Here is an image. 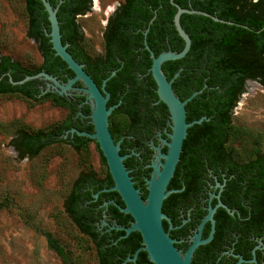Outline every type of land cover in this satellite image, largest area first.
Masks as SVG:
<instances>
[{
  "label": "trees",
  "instance_id": "1",
  "mask_svg": "<svg viewBox=\"0 0 264 264\" xmlns=\"http://www.w3.org/2000/svg\"><path fill=\"white\" fill-rule=\"evenodd\" d=\"M29 22V34L39 44L42 63L36 69H29L8 55L0 58V94H13L33 102L51 99L55 104L68 109L67 117L48 129L36 131L19 130L13 139L16 150L22 156H37L43 149L53 144L65 143L76 151L95 143L102 162L106 164L98 142L85 135L68 132L71 128L94 132L91 122V106L86 95L73 91L72 95L56 92L41 94L43 81L30 80L23 84H13L26 75L46 71L63 82L74 77V71L55 53L50 36L49 14L42 0H24ZM56 7L60 22L62 41L74 58L85 64L86 71L101 86L103 79L112 70L116 74L107 81L106 88L111 93L109 105L122 103L114 109L118 112H140L149 108V101L158 99L157 83L152 75L153 58L148 44L156 55L163 51H181L184 39L174 25L177 6L171 0H123L111 17L106 31L107 52L104 57L92 58L82 47L79 37L77 16L90 10L91 0H49ZM185 8L209 12L221 22L202 14L184 13L181 23L192 38V46L186 56L163 63V70L176 94L186 99L195 91L199 93L187 103L189 121L206 117L201 123L189 127L184 142L183 160L194 150L195 135L201 134L200 141L207 145H222L224 158L235 159L227 149L232 129V111L243 93L248 79L264 85V0H175ZM147 42V43H146ZM179 75L175 77L176 73ZM141 74V75H140ZM83 86V84L81 85ZM161 103L165 104L163 101ZM111 115V118L113 116ZM199 141V142H200ZM207 159H220L216 148L204 152ZM262 160V153L257 154ZM109 176L110 173L108 172ZM94 172L83 171L72 183L64 201V209L77 228L92 241L98 264H155L143 246V236L135 230L126 235L124 229L97 230L93 224L101 213L97 204L104 202L102 192L98 199L94 194L104 184L91 183ZM90 183V184H89ZM116 201L124 205L119 192ZM170 199L167 198L165 203ZM2 204V203H1ZM106 207V203H104ZM120 225L130 226L134 221L130 213L125 214L111 202ZM49 247L57 253L63 264H76L72 254L51 232H45ZM141 248V249H140ZM135 260L130 258L135 256Z\"/></svg>",
  "mask_w": 264,
  "mask_h": 264
},
{
  "label": "rangeland",
  "instance_id": "2",
  "mask_svg": "<svg viewBox=\"0 0 264 264\" xmlns=\"http://www.w3.org/2000/svg\"><path fill=\"white\" fill-rule=\"evenodd\" d=\"M122 0H92V8L77 20L85 46L94 55L104 50L105 22ZM24 0H0V58L10 56L29 69L42 63L38 42L29 34ZM68 109L51 99L38 102L0 94V264H63L47 242L56 236L76 264H98L95 247L64 209L73 181L83 172L103 175L106 165L90 143L82 151L65 143L53 144L37 156H22L13 139L19 130L48 129L67 117ZM115 124L124 119L115 115ZM227 149L235 159L264 153V85L246 83L232 111ZM2 203V204H1Z\"/></svg>",
  "mask_w": 264,
  "mask_h": 264
},
{
  "label": "flooded vegetation",
  "instance_id": "3",
  "mask_svg": "<svg viewBox=\"0 0 264 264\" xmlns=\"http://www.w3.org/2000/svg\"><path fill=\"white\" fill-rule=\"evenodd\" d=\"M122 1L105 22L104 50L101 54L94 55L86 48L85 33L77 20L82 47L93 59L106 55V31L111 17L121 6ZM91 8L92 0L90 10ZM83 65L85 69V64ZM116 72L117 70H112L103 82L108 81ZM81 85V81L74 84L76 87ZM98 86L102 87L99 84ZM106 90L110 93L107 88ZM110 100L111 93L107 105L115 106L114 109L122 103L120 100L109 105ZM161 101L163 100L160 97L150 100L149 108L144 106L145 110L136 113L113 114V109L109 116V128L114 141L120 144V155L124 156L126 169L143 199L148 197V180L153 175L155 165L162 169V164L166 161L165 155L170 148L172 117L167 104ZM186 111L187 121L192 122L188 119L187 107ZM115 115H120L124 119L121 126L115 124ZM188 134L189 127L185 139ZM200 136L199 133L195 135V143L192 146L194 152L190 155L195 159L190 160L182 159L184 139L179 161L167 187V191L171 192L162 204V211L166 214L163 218L164 229L181 255L187 253L197 235H200V240H206L213 231L210 240L199 243L193 250L192 264H264V159H257V154L249 159H223L224 146L203 144ZM209 148H216L220 159H207L204 152ZM262 154L264 156V153ZM105 165V173L99 175L95 172L91 181L94 184H104L94 193L97 194L95 200L102 196V192H108L103 196L104 202L96 206L97 212L99 211L101 215L93 224L97 230L105 231L119 229L116 227L118 225L128 227L118 223L117 212L109 205L114 201L122 211L120 207H125L126 204L124 202L122 205L116 201L118 195L113 192L116 190L111 189L115 181L107 159ZM119 195L122 198L120 193ZM169 197L170 199L165 203ZM104 203L107 204L105 208H103ZM211 208L214 211L209 217Z\"/></svg>",
  "mask_w": 264,
  "mask_h": 264
},
{
  "label": "water",
  "instance_id": "4",
  "mask_svg": "<svg viewBox=\"0 0 264 264\" xmlns=\"http://www.w3.org/2000/svg\"><path fill=\"white\" fill-rule=\"evenodd\" d=\"M171 1L177 6V11L174 15V25L179 35L185 41L184 48L181 51L167 50L156 55L154 51L151 50L150 46L146 44V47L151 51V56L153 58L151 72L157 83V92L160 99L169 107L173 129L170 134L171 142L169 143V152L165 155L166 161L162 164V169L155 165L153 175L151 179L148 180L149 194L147 199H143L140 190L135 187L134 182L129 175V171L124 164V156L120 155V144L114 141L110 131L109 116L115 106L108 107L107 105L110 97V93L106 90L107 80H104L102 87L100 88L92 76L86 72L84 65L79 63L67 49L68 44L63 43L60 22L57 16L59 5L54 7L49 0H42L48 11L51 23V30L47 32V34L51 37L50 40L55 53L59 55L67 63L68 67L74 71V77L63 82L57 76L42 70L35 74L26 75L20 80H14L9 73V80L13 84H23L30 80L43 81V84L39 86L41 94L56 92L59 95H72L73 91H77L78 93L86 95V101L89 102L91 106L92 111L90 117L91 122L94 124L95 131L88 132L80 131L77 128H71L68 132L73 134L76 132L79 135H85L95 139L98 142L103 155L106 157L109 170L115 181V185L111 189L117 190L126 204L125 207H120L121 210L130 213L134 218V221L130 226L125 227L118 225L116 227L124 229L126 235L135 230L140 231L143 236V246L141 248L148 252L150 260L155 264H192L191 255L193 250L199 243L210 240L213 236V231L210 237L206 240H200V235H197L187 253L181 255L174 245L173 240L164 229L163 218L166 217V214L162 211V204L164 199L171 192L167 191V187L174 173L177 162L179 161L188 127L195 123H201L206 117H202L192 122L187 121L186 104L189 100L195 97L199 91H195L186 100H181L172 86L174 78L169 79L162 66L166 61L183 58L191 49L192 38L181 23L182 14H202L209 16L216 21L233 22L221 19L218 16L203 10L182 7L177 4L175 0ZM178 75L179 72L176 73L175 77ZM250 80L251 79H248L246 83ZM77 81H81L83 86H74ZM213 211L214 209L211 208L209 217L212 216ZM103 223H105V221ZM140 249H138L135 256L130 259L135 260Z\"/></svg>",
  "mask_w": 264,
  "mask_h": 264
}]
</instances>
